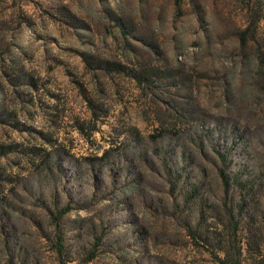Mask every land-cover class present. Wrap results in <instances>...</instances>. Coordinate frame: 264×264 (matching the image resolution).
Segmentation results:
<instances>
[{"label":"rangeland","instance_id":"1","mask_svg":"<svg viewBox=\"0 0 264 264\" xmlns=\"http://www.w3.org/2000/svg\"><path fill=\"white\" fill-rule=\"evenodd\" d=\"M225 199L264 246V0H0V264H217Z\"/></svg>","mask_w":264,"mask_h":264},{"label":"trees","instance_id":"2","mask_svg":"<svg viewBox=\"0 0 264 264\" xmlns=\"http://www.w3.org/2000/svg\"><path fill=\"white\" fill-rule=\"evenodd\" d=\"M221 177L222 187L226 195L231 190L229 176L225 168H220L219 171ZM195 188V192H196ZM224 207L226 209V216L223 219L220 215L216 218L219 222L214 223L212 227H204L201 224L199 218L195 224L188 221V217L185 216L183 225L181 228L186 232L187 237L190 239L191 245L196 249H204L205 252L211 257L213 262L217 264H264V246L261 243H257L251 238L244 237V224L246 217L243 214L244 205H238L230 207L225 199ZM184 208V207H183ZM67 208L62 209L58 214L53 215L54 224L57 230L60 228L61 219L69 213ZM216 211V209H215ZM184 214L185 210L180 211ZM218 213V212H217ZM212 228V229H211ZM58 242V259L60 264H71L73 261L68 257V254L64 253L63 238L59 235ZM142 242V238L139 240ZM102 243V241L100 240ZM101 245L96 243L94 245L95 251L91 254H86L83 260V264H91L94 262L98 255L96 250ZM253 252V254H252ZM10 264H13L10 262Z\"/></svg>","mask_w":264,"mask_h":264}]
</instances>
